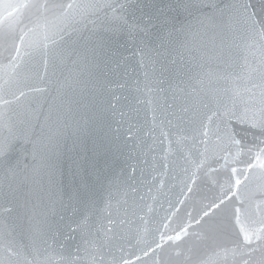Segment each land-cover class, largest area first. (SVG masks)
Here are the masks:
<instances>
[{
  "label": "water",
  "instance_id": "obj_1",
  "mask_svg": "<svg viewBox=\"0 0 264 264\" xmlns=\"http://www.w3.org/2000/svg\"><path fill=\"white\" fill-rule=\"evenodd\" d=\"M239 2L0 0V84L6 73L15 72L7 98L18 89L28 93L9 110L11 168L0 163L3 264H100L101 257L109 264L113 256L130 264H264V241L255 239L264 229L259 191L264 176L258 167L249 170L248 189L255 196L247 205L231 197L195 223L229 193L235 183L231 168L243 181L242 170L255 161L246 150L239 157L229 153L223 138L212 136L205 146L200 135L201 121L215 109V99L202 87L221 96L224 89L247 95L246 89L262 83L259 42L248 47L238 25L221 31L219 13L204 7ZM45 3L49 8L42 13L35 5ZM83 3L126 4L128 10L67 8ZM5 4L15 7L5 10ZM142 14L171 21L161 30L163 47L155 38L158 29L149 40L130 32L119 18L139 21ZM56 28L65 38L63 48L83 53L103 43L99 65L57 61L41 80L44 66L35 50ZM16 46L19 67L6 68ZM161 65L168 69L163 76ZM177 77L186 91L196 89L192 96L177 90L173 99ZM196 98L209 106L198 105L190 121L168 123L166 104L195 103ZM8 136L0 128V144ZM245 139L246 146L258 145L251 136ZM237 208L243 209L239 222ZM245 232L253 237L250 245L244 243ZM177 233L181 240L167 239Z\"/></svg>",
  "mask_w": 264,
  "mask_h": 264
},
{
  "label": "snow or ice",
  "instance_id": "obj_2",
  "mask_svg": "<svg viewBox=\"0 0 264 264\" xmlns=\"http://www.w3.org/2000/svg\"><path fill=\"white\" fill-rule=\"evenodd\" d=\"M35 6L38 7L42 13L47 12L49 8V5L46 3ZM2 7L7 10L8 8L15 6L11 4H5ZM100 7L111 8L114 13L116 12L117 8L124 10L125 12L128 10V6L126 4L117 5L113 3H106L101 5L97 3H83L67 5L68 9H98ZM178 7H183L185 10H187L189 7L196 6L178 5ZM204 7H211L219 13V23L217 27L221 31L225 29H235L238 25L245 38L250 41L248 47H252L254 44L259 42V47L261 50L259 75L262 83L259 86L253 85L252 88L246 89L245 91L248 93L247 95L243 94L239 89H232L231 91H229V89H224V94L221 96L218 90L213 91L210 88L203 89L202 87V90L205 91L206 95L215 99V109L212 110L211 114L207 116V121H201V143L207 146L212 136H215L217 140L223 138L226 141L228 146L227 150L229 153L234 151L235 157H239L246 150L249 154L254 155L255 161L249 162L247 168L242 170V173L244 174L243 181L238 176H236L238 169L236 167L231 168V172L235 178L234 185L230 187L229 193L222 197L219 203H213L212 205L208 206L205 211H203L202 217L195 221L196 224H200L204 217L214 215L215 210L220 209L225 203V200L231 199V197H235L241 205H247L248 201L255 196V192L248 189L247 182L251 174L249 170L258 167L261 170V175L264 176V0H241L239 3L225 4L223 7L217 4L204 5ZM157 11L163 13L162 9H158ZM132 15L134 16V13H132ZM119 18L129 26L130 32L139 31L143 33L144 37H147L149 40H151L153 36L152 30L158 29L155 38L161 41L159 46L163 47V35L161 30L164 29L165 25L171 22L168 17H165L163 21H159V17L142 14L141 18H139V21L134 19L132 22H129L126 16H121ZM173 27H175L174 23ZM61 31V29L56 28L55 31L52 32L51 37H49V35L46 33L45 42L43 43L42 48H37L35 50V54L42 58L44 66V73L40 77L41 80H44L48 77L49 65L51 64L53 67H55L57 61L64 63L67 60H72V62L75 64L79 63L81 59H83L85 62L96 64L97 66L99 65L103 50V43H100L95 47H91L83 53L75 49L63 48V41L65 38L60 34ZM56 36H59V38L57 39ZM20 39L22 45L24 42V37L22 36ZM142 43L146 42L142 39ZM223 43L224 41H222V44ZM8 59L9 63L6 68L15 69L19 67L18 62L20 60V46L15 47V55L9 52ZM173 63H175V61H173ZM160 71L161 76H163V73L168 71V69L161 65ZM6 75L8 78L4 80L3 84H0V128H6L9 132V136L5 138L2 144H0V163H2L5 168L10 169L11 159L6 149L8 148L9 141L13 135V116L10 115L9 110L11 105L20 102L22 98L28 95V93L22 89H18L17 92H11V99L7 98L9 90L6 86H10L11 83L14 82L15 72L11 74L6 73ZM225 79H227V77H225ZM177 80L180 82L174 86V100L178 99V96L175 95L177 90L180 93H185L186 96H192V93L196 91V89H192V91H186V89L181 86L183 81L180 80L179 77H177ZM159 83L163 84L164 80L160 79ZM196 83L203 86L204 81L203 79H198ZM58 86L63 87V84H59ZM256 87H259L258 93L254 90ZM31 91L43 92L45 89L34 88L31 89ZM161 91H163V89H161ZM198 95L199 94L197 93V97ZM201 104L205 108L209 106L208 103H205L200 98H196L195 103L185 101L179 106L175 104H166V108L168 109V123L171 124L173 120L180 122L192 120L195 116V109ZM29 111L30 114L33 115L36 113L35 109H31ZM213 124H215V128L212 127ZM248 136H251L254 141H258V145L254 147L246 146L245 138ZM130 138L131 137H129V139ZM177 142L180 143L181 140H178ZM205 151H207V148ZM202 155H204V153H202ZM235 157H233V162H235ZM224 159L225 167H227L228 156H225ZM259 191L260 194L264 196V184L260 185ZM7 195H9V193H5L6 197ZM242 210V208L236 209L238 222ZM109 231L111 230L109 229ZM241 231L243 232L244 230L241 229ZM181 232L183 235H187V229H182ZM261 233L262 234L255 236L256 241H264V229L261 230ZM181 238V233H177L175 236L167 237L169 241L173 242L179 241ZM243 240L246 245L253 243L252 235L247 232L244 233ZM156 247L160 248L161 245L157 244ZM254 251H256L255 248H249V252ZM144 254L148 255V252L146 251ZM0 264H3V262L0 261ZM28 264H32V262L28 261ZM100 264H103V257H101ZM109 264H130V261L127 259L118 260L113 256L111 261H109Z\"/></svg>",
  "mask_w": 264,
  "mask_h": 264
}]
</instances>
